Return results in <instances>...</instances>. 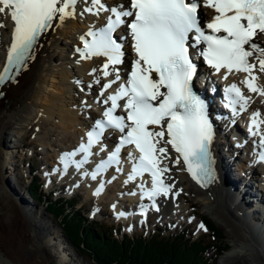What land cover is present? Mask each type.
<instances>
[{
    "label": "snow or ice",
    "instance_id": "obj_1",
    "mask_svg": "<svg viewBox=\"0 0 264 264\" xmlns=\"http://www.w3.org/2000/svg\"><path fill=\"white\" fill-rule=\"evenodd\" d=\"M79 2L0 0V15L10 17L13 22L0 84L14 80L27 67L28 61L34 58L32 52L42 34L53 27L55 20L62 25L66 19L74 17ZM83 3L86 7L81 15L85 12L109 13L105 26L98 31L90 29L86 35L91 39L82 36L83 49H76L81 59L105 58L99 71L104 78H114L102 85L101 96L121 81L120 66L126 55V37L114 35L121 27H125L131 36L130 47L135 59L130 61L131 70L126 73V82L119 83L118 88L104 99V104L110 102L111 106L106 107L103 118L96 120L87 133V143H81L78 149L61 156L64 171L67 172L70 164L80 169L92 155L93 145L100 143L106 129H111L121 134L119 143L107 160H102L91 172L93 180L110 164H119L121 148L134 145L140 155L137 160L129 153L134 162L125 183L149 173L151 187L146 188L141 183L139 188L141 199L147 197L152 201V207H156L157 197L168 196L174 187L163 179L169 171L163 163L169 149L176 153L175 163L179 164L182 158L194 180L198 183L211 181L214 172L209 147L213 127L208 105L193 90L198 67L195 61L202 58L216 74L223 69L225 80L233 72L244 73L241 83L247 90L264 96V86L258 83L260 74H264V41L261 40L264 37V0H127L126 4L118 0L111 6L104 0H83ZM208 10L214 14L204 20ZM0 27H6L2 20ZM97 71L93 69V73ZM100 80L101 77H97L94 83L99 84ZM224 92L226 106L233 114L247 111L253 102L236 83L226 86ZM121 101L126 115L116 114ZM261 125L264 120L260 119V112H252L248 132L259 137L258 145L262 149L257 154V163L264 162ZM77 152L83 153V159H72ZM103 187L101 183L94 194L99 195ZM147 208L148 205L141 204V214H145ZM123 215V212L117 214L118 218ZM199 227L203 229L204 225Z\"/></svg>",
    "mask_w": 264,
    "mask_h": 264
},
{
    "label": "bare ground",
    "instance_id": "obj_2",
    "mask_svg": "<svg viewBox=\"0 0 264 264\" xmlns=\"http://www.w3.org/2000/svg\"><path fill=\"white\" fill-rule=\"evenodd\" d=\"M115 1L118 2V0H107L105 3L111 6ZM123 2L125 3V0ZM79 3H83V0H80ZM97 18L95 16V19ZM0 20L6 25V27H2L3 29L0 35L1 66L4 57L3 52L10 37V24L4 15L0 16ZM57 25H60L58 19L54 21L52 28L42 34L41 39L35 47L34 58L29 61L26 69L21 72L18 79L14 83H7L3 87L0 85V91L5 92L4 96L0 99V154L3 153L2 158L3 160L5 158L4 162H7L10 174L16 176L14 179L18 182L20 192L23 189V184L21 183L20 175L17 176V169H15L16 167H20L18 166L19 156L17 155L20 146L17 141L30 129L35 128V138L53 147L57 151V159V154L60 151L69 149L76 141L83 138L82 132L84 127L87 126V120L97 117L100 111L102 112L103 107L99 105V102L100 100L102 102L104 95L98 97L97 90L107 79L111 78H104L102 71H99L101 69L100 59L92 62L79 59L76 61L75 59L72 47L77 43L76 37L78 32L88 27L87 20H72L68 18L62 25ZM94 68L98 69L95 73H93ZM76 72L78 73L77 77L75 75ZM97 77H101L99 84L94 83ZM77 78H79L78 80L82 84H78ZM74 82L77 88H81L79 95L81 96V100H75L71 93V89L75 88ZM259 82L261 86H264V74H260ZM108 93L107 91L105 96ZM258 96L260 97L261 95ZM259 109L261 111V119L264 120V99ZM227 124L231 125L233 122L228 121ZM7 135L8 138L10 137L9 141L12 140L11 138H14L16 142L14 144L15 148L13 147L10 150L6 149L5 151ZM247 137L250 140L249 143H251L252 139L250 135ZM228 138V136H225L226 140ZM226 140L221 141L224 152V180L221 179L222 183L211 187L210 190H201L195 185L196 183L194 184L185 175L181 165L175 164V159L170 155L171 152L169 150L168 156L170 155V157L165 160V164L170 170L167 174L168 181L174 187L172 192L168 196H163L159 202L158 215H164L172 207L175 209L180 207V204H182L180 200L185 198L183 191H187L198 200L207 212L223 221L227 227H231L230 232L233 231V234L240 236L241 240L238 245H241V250L243 251H237V247L235 246L227 254L229 259L234 257L236 251L239 255L244 256L246 254L245 251L252 250L256 252V255L262 256L261 252L264 253V240L261 234L263 232L258 229L264 226V215L258 213L257 207L264 202V195L260 198L254 194L253 187L257 191L260 190L258 187H255V180L250 176L246 180L244 187L237 184V180L233 175V171L235 170L233 166L237 158L233 156L234 153L230 156L225 155L231 152L229 151V147L226 146ZM239 143H244V141H239ZM101 146L98 149H101ZM103 146L104 150H106L107 146ZM12 153L13 156L11 155ZM4 162L0 160V236L8 238H14L16 236L17 242L9 248L3 247L0 244V264H84L79 259V256H77V253L69 250V244L62 233L58 234L57 226L52 225V230H48L50 227L48 223L50 221L45 216L44 210L37 208L35 203L33 204L30 201L34 197L31 189V194L30 196L28 195V199H30L25 203H21L22 207L16 203L15 195L19 194L22 196L23 193L21 194L15 191L12 187L15 194L10 188L4 185L3 180L7 178V168H5ZM243 164L245 167L242 166V169L247 167L248 162L245 161ZM70 166L75 170L76 167L74 164ZM51 167L48 169L50 179L55 178L52 181L56 182V178H59L60 183H56L59 187H55L54 183L47 196L43 194L45 198H48L47 200L50 198L51 201H56L60 195L56 199H53V195L50 193L64 189L62 182L68 178L62 177V170L59 168L56 160ZM83 167L86 166L83 164L80 169H76L81 170L76 172V174L72 171V179L75 180L69 179L71 180L69 189L73 191H83L85 189L86 197L95 198L98 203L103 199H109L115 205V208L112 205L113 211L117 213L125 212V210H122L123 204L118 202L119 199L117 197H125L126 201L132 205L137 193L131 192L135 193V195L130 193L133 190V188L130 189L133 184L132 181L125 183L128 180V175H126L128 171L126 168L121 167L120 171L114 168L112 171L106 173L108 175H103V178H109L108 189L102 194L95 195L94 193L98 186L83 175ZM254 174L256 177L258 172L255 171ZM23 179L24 177L22 176ZM176 193L179 194L177 195ZM109 194H115L117 197L115 196L111 199ZM44 199L42 202H44ZM235 202L238 203V206ZM187 203L188 200H185V204ZM231 206L234 207L233 209H236L235 213L230 208ZM99 211L100 209H98ZM238 211H241L240 214L242 217L239 216ZM131 216L133 215L129 214L128 210H126L125 215L119 217V221L131 219ZM18 218L22 219L23 224L17 227L14 222ZM250 225H252V228ZM41 226L46 237L39 230ZM251 229L252 231L256 230L258 235L254 236L251 233ZM46 232L47 234H51L53 238L48 236ZM72 260H78V262L75 263Z\"/></svg>",
    "mask_w": 264,
    "mask_h": 264
},
{
    "label": "rangeland",
    "instance_id": "obj_3",
    "mask_svg": "<svg viewBox=\"0 0 264 264\" xmlns=\"http://www.w3.org/2000/svg\"><path fill=\"white\" fill-rule=\"evenodd\" d=\"M75 96H78L77 93L74 95V99L76 98ZM5 108L8 109L6 106H5ZM34 131L36 132L35 128L30 129L24 136H22L20 138L19 141H17L19 146H20V148H18V152H17V155L19 156L18 166H20V167H16L15 169H17V171H16L18 173L17 176H19L21 174L20 175L21 183L23 184V189H21V192L26 191V189L29 187V184H30L31 180L33 179L34 175L41 178L39 170H41L44 167V171H47L48 169L52 168L51 166H53V162L56 160L57 151L53 147H51L50 145L46 144L44 141H41L40 139L35 138ZM9 140H10V137L8 138V135H7V140H6L5 144L10 145V147H8V149L10 150V149H13L12 146H14L15 143H14V140H11V141H9ZM22 145H24V146H22ZM2 155H3V153L0 154V160H2L4 162L5 158L3 160ZM11 155L13 156V153ZM24 158H26V161L24 160ZM30 159L33 160V162L35 163V166H37V167L32 168L31 165L30 166L28 165V161ZM242 164L241 165H235L233 167L234 168L237 167L238 170L244 171V168L242 169V166L245 167V165L244 164L242 165ZM4 166H5V168H7V172H6L7 178L5 180H3V183L6 187L10 188L14 192V190L11 186L12 184H10V183L14 182L15 186H18V184L16 183V179H14L16 176L10 174V172L8 170L9 166H8L7 162H4ZM28 168L33 169V172L29 173ZM36 168H38L39 170H36ZM18 169H19V171H18ZM233 175H234L235 179L237 180L238 185L240 184V182H241V184H240L241 186H243L245 184L246 179H245V176L244 177L241 176V172L234 170ZM22 176L24 177L23 180H22ZM8 178H9V180H8ZM55 181L56 182L51 181L48 185H43V181H42L41 186L38 188L37 187H35V188H37L39 191H41L42 193H44L47 196L50 188H52V184L55 183V187H59L56 183H60V181H58V180H55ZM22 184H21V187H22ZM35 186H37V185L35 184ZM18 188H19V186H18ZM63 188L64 189H59V191H57L55 193H50L53 195L52 196L53 199H56L63 192L73 191L72 189H69V187L63 186ZM183 194H184L185 198H182L180 201L183 204L184 208L182 207V204H180V207H178L176 209L172 207V208H170L171 210H169L164 215L154 214L151 224H149V226L143 227L142 231H139L137 229L138 231L133 233V235L134 236L138 235L141 232H144V234L146 235L151 229L156 228L155 225L157 224V222L162 223L168 227L166 230L163 227L164 225H162L161 227H157V228L161 229L164 233L166 231L177 232V231H179L185 227V223H187V224L189 223L190 225L187 228L188 234L193 237L192 240L198 237L199 240H201L202 242H204L205 244H208L210 246L209 249L207 250L208 252L206 254L212 259L214 264H220V261H221V264H262V263H264V257H263L264 253H262V252H261L262 256L256 255V252L255 251L253 252L252 250L248 251V252L245 251L246 254H244V256L239 255L237 251L238 250H240L241 252L243 251V250H241L242 249L241 245H238L240 240H241L240 236L233 234L232 233L233 231L230 232L231 227H229V226L227 227V225L223 221L217 219L211 213L207 212V210H205L201 206V204L198 202V200H196L191 193H189L187 191L186 192L183 191ZM109 195H110L109 197L111 199H113L116 196L115 194H109ZM15 196L17 197V198L15 197L16 203L22 207L21 203L24 202V198L22 200V198L19 194H16ZM75 198L79 199L80 202L84 203V205L81 209V216L84 219H86L87 224L90 223V220L88 219L89 210L92 206V203H94L95 207L101 210V213L98 217L100 220L97 221V222L101 223L100 225L105 224V225H109L110 227L114 226L115 227L114 230L116 229V226H120L119 227L120 229L118 228V233H115L114 230H112L113 237H115L116 239H122L123 235L125 233L126 234L128 233L127 227H123L124 225L122 223L118 224V221L114 220V218L112 216V212H113L112 206H111V208H108L106 205L104 206V202H107L108 204L112 203L109 199H103L98 203L95 198H93L94 202H91L90 199L92 200V198H87L86 195H84V194L81 196L77 195ZM117 198L119 199L118 202H120L121 204H123V206H125V204H124V201H126L125 197L121 196V197H117ZM25 199H27V198H25ZM185 200H188L187 204H185ZM30 201L33 204L35 203L37 208L44 210L45 216L50 221V223H48V225H50L48 230H52V225H55V227L57 226L58 234L62 233L63 237L68 242L69 247H70L69 250L73 251L74 253H77V256H79V259L82 260L84 264H85V262H86V264L87 263L88 264H98L97 262L94 261V259H93L94 255L91 251H89L87 248L78 246V243H76L77 241L75 243L71 242L72 240H70L67 236L68 233L66 234L67 227L64 226L63 220H61L59 215H56L54 213L49 212V210L46 208L48 205V202H42L43 200L37 201V199L35 197H32V200L30 199ZM237 201H238V199H237ZM235 203L238 206V203L237 202H235ZM77 208L78 207H74L73 209L76 210ZM230 208L235 213L236 209H233L234 207H232V206ZM183 209H185V210H183ZM21 210L24 212V210L22 208H21ZM176 210H178L179 212ZM58 213L60 214L59 210H58ZM202 217L207 219L210 222V224L213 227H215L213 229L218 228L220 230V236L218 238L212 237V235H211L212 229L211 228L209 229V231L203 232L199 228V226H197L198 220L199 219L202 220ZM230 218H231V216H230ZM0 221H1V219H0ZM19 223H21V224H19ZM14 224L17 227L22 226V224H23L22 219L18 218L14 222ZM89 225L93 226L92 223ZM250 227L252 228V225H250ZM39 230H41L43 235L45 236V232H44L42 226ZM48 233H50V232H48ZM251 233L254 236L258 235L256 230L252 231V229H251ZM46 234H47V232H46ZM263 234H261V235H262V238L264 240ZM47 235L51 236V238H53V236L51 234H47ZM127 235H132V233L127 234ZM15 237L16 236H14V238L13 237L8 238V237H1L0 236L1 246L8 247V248L13 246L17 242ZM235 246L237 247L236 254L234 255V257H231L229 259L227 254H228V252H231ZM74 248H75V250H74ZM258 249L261 251V249L259 247H258ZM70 261H71V259H70ZM72 262L77 263L78 260L77 261L72 260Z\"/></svg>",
    "mask_w": 264,
    "mask_h": 264
},
{
    "label": "trees",
    "instance_id": "obj_4",
    "mask_svg": "<svg viewBox=\"0 0 264 264\" xmlns=\"http://www.w3.org/2000/svg\"><path fill=\"white\" fill-rule=\"evenodd\" d=\"M35 184L36 181L31 186L32 195L43 200L45 195L35 188L38 187ZM47 202L49 212L59 215L63 220L71 242L77 241L78 246L91 251L98 264H214L206 254L210 246L199 239L192 240L181 233L164 234L160 230L151 231L147 237L125 235L122 239H116L111 229L105 230L98 223L93 226L87 224L79 212L66 208L64 203L51 201L50 198ZM202 218L212 229V237L218 238L220 230L213 229L215 227Z\"/></svg>",
    "mask_w": 264,
    "mask_h": 264
}]
</instances>
